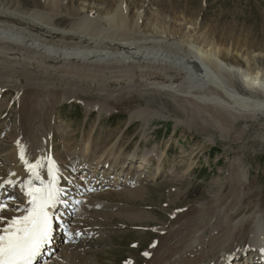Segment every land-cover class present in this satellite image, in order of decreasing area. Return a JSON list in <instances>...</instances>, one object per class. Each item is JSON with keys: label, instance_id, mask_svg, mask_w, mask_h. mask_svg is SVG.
Here are the masks:
<instances>
[{"label": "rangeland", "instance_id": "374dc122", "mask_svg": "<svg viewBox=\"0 0 264 264\" xmlns=\"http://www.w3.org/2000/svg\"><path fill=\"white\" fill-rule=\"evenodd\" d=\"M22 1L32 10L36 6L35 3L40 6L44 2ZM129 1L131 3L134 1V6L130 10L131 18H134V15L135 18L138 17L140 12L143 13L145 19L143 31L146 27L151 29L154 25L150 22L151 16L165 9L166 12L162 11V15L171 30L178 31L183 28L182 34H185L192 30L190 28L193 23L196 37L209 33V39H216L218 47L224 46V52L230 48L234 50L235 53L226 58V61L229 60V63L246 69L247 61L244 57L247 56L244 54L257 55L260 56L261 72H264V0H164L158 4L155 2L157 0ZM76 5L80 6L81 1ZM69 6H73L72 1ZM92 6L96 7V4ZM113 7L105 4L102 6L105 11L113 10ZM174 14H177L179 19L176 20V27L171 24ZM190 19L192 21H189ZM184 20L190 22L189 25L185 24ZM135 21L132 23L135 24ZM73 24L74 20L67 16L64 9L57 18L58 28L69 30ZM180 24H183V27H180ZM99 84L102 86L101 82ZM147 84L148 82L138 89L133 88L132 91L124 90L122 93L118 91L111 95L112 97H107L105 91H94L93 95L100 94L103 101L109 104L111 108L109 111L90 107L89 101H96L98 98L92 96L96 99L90 100L91 95L84 91L83 87L78 91L68 90L65 95L69 98L63 99L61 95L56 98L63 100L54 110V116L50 118L52 121L50 119L48 121L52 127L48 136L49 143L51 142L50 152L56 163L59 162L61 169L75 168L74 165H69L70 156L79 155L88 139L90 144H87L92 143L94 151L98 149L105 154L104 152L110 151L111 148L114 149L117 153L115 158L120 155L121 163L113 167L115 171L110 167L105 169V173L103 169L98 171L95 174L96 181L93 180L94 174L91 173L94 169L89 170L88 166L82 164L77 171L78 175L71 174L70 177L65 175L67 179L71 178L72 185L76 183L83 189L81 195L87 194L86 198L84 197L86 199L84 204L82 198L80 199L83 206L77 211L76 216L70 218L69 226L74 231L80 232V229L91 231L90 235L86 232L81 237H74L71 233L68 237L65 235L53 259L50 260L53 261L56 256L66 260L64 252H68L69 255H73L71 264H147L150 260L148 257L157 248L165 232L172 227L181 230L182 225L186 224L194 212L208 209L215 204L219 192L228 195L234 192L235 209L231 213H235L239 191L231 186V171L234 170V164L237 165L238 172L248 175V179L244 180L247 184L243 185L247 186L252 181L254 185H249L247 189L251 190V193L256 191L264 197V192L259 191L264 189L262 113L256 118L237 121L235 123L237 127L223 134L216 131V126L211 123L207 125V129L199 124L193 126L169 92L154 93L152 92L154 86L146 87ZM128 85L134 86V83L130 81L126 86ZM93 86L94 84L91 88ZM238 89L243 93L240 86ZM47 101L45 102L48 104ZM39 104L41 105L40 102ZM25 105L22 94L19 95L14 89V84L7 90L2 91L0 88V177L2 175L4 177L2 179L7 175L2 171L12 166L8 158L13 145H16L15 141L23 139V134L24 138L34 137L36 141L47 136V132L42 133L41 127H38L42 122L29 128L30 132L34 131L35 134L23 130V124L26 129L29 125L25 123L27 122L23 117L25 113H22V107ZM145 108L155 112L147 118L148 115L142 117L139 112ZM26 110L28 111L27 107ZM33 112L28 111V117H31ZM246 120L248 122H245ZM146 151L153 154L145 165L140 167L139 158L130 165L132 155L143 154ZM154 152L162 153L163 158L158 161ZM84 172L86 173L82 174ZM118 177L119 180L115 182ZM84 178L90 182L92 187L90 190L84 188L87 187V182H83L81 186ZM68 181L66 180V185L69 184ZM240 186L239 184L238 187ZM14 192L16 193V190ZM67 192L75 196L78 194L74 190ZM75 196L66 198L74 199ZM20 206L23 208L25 203ZM216 206H220L219 203ZM7 209L5 211H9V215L6 217L11 215L9 217L11 218L12 214L17 213V208L13 205H7ZM173 220H176L174 225L171 224ZM263 221L264 217L261 223ZM263 237L264 231L258 232L255 229L253 234L246 236L232 248L234 250L232 255L220 258L214 264H230L237 259L241 260V264H260L262 259L255 253L264 248Z\"/></svg>", "mask_w": 264, "mask_h": 264}, {"label": "bare ground", "instance_id": "6f19581e", "mask_svg": "<svg viewBox=\"0 0 264 264\" xmlns=\"http://www.w3.org/2000/svg\"><path fill=\"white\" fill-rule=\"evenodd\" d=\"M43 1L40 6L35 3L36 6L32 10L27 8L22 0H0V88L2 91L7 90L14 84V89L19 95L22 94V99L26 103L22 107V113H25L23 115L27 121L25 123L29 124L27 129L25 124H21L23 130L28 131L35 124L40 125L42 122L38 127H41L42 133L47 132L44 139H39L40 142L31 135L33 138L23 137L15 146L13 145L8 158V162L13 166L9 178L16 181L17 193L29 179H32V182L36 180L27 168L24 169L25 164L20 159L21 147L24 149L25 159L30 163L41 161L42 167L37 171L42 180L51 179L48 175L49 158L55 162L54 172L59 174L58 187L59 180L64 178L69 180L65 175L70 177V173L79 171L81 164L88 166L89 170L94 169L91 173L96 179L95 174L98 171L103 169L105 173L107 167L112 169L120 162L121 156L118 154L119 158H115L117 153L114 149L103 151L105 154L98 149L94 151L92 143L87 144L90 140L88 139L85 145L83 144L80 156H70L69 165H74V169L69 168V165H66L68 167L66 170L61 169L59 162L56 163L50 152L52 150L48 135L52 127L48 121L54 116V110L62 100L69 98L65 94L70 89L78 91L83 87L84 91L91 95L90 100L98 98L96 101H89L90 107L109 111L111 110L109 104L103 101L100 94L93 95L94 91H105L107 97H112L111 95L118 91L120 93L124 90L132 91L133 88L138 89L148 82L146 87L154 86L152 90L154 93L169 92L193 126L199 124L207 129L211 123L216 126V131L223 134L237 127L235 123L241 119L256 118L259 113L264 115V72H261L259 67L260 56L244 54L248 57L242 55L247 61L246 69L237 67L229 63V60L226 61V58L235 53L234 50L230 48L224 52V46L218 47L216 39H209V33L196 37V29H193L195 24L192 23L190 28L192 30L185 34H182L183 28L178 31L171 30L162 15L166 12L165 9H159L160 11L152 15L150 22L154 25L151 29L146 27L143 31L142 25L145 20L143 13L140 12L136 18L135 15L134 18L130 16L134 1L132 3L129 0ZM71 1L72 7L69 6ZM78 1H81L80 6L76 5ZM163 1L155 2L158 4ZM65 3L67 5H64ZM92 4H96V7ZM104 4L114 6L113 10L105 11L102 8ZM64 9L67 16L74 20L69 30L59 29L57 25V18ZM176 15L174 14L172 18L173 27H176V20H179ZM134 21L135 24L132 23ZM187 23L189 25L190 22L185 21V24ZM179 26L183 27V24ZM130 81L134 86H126ZM99 82L102 86H99ZM239 86L243 93L238 89ZM60 95L63 99L57 100ZM92 96L96 98L93 99ZM43 98L48 100V104ZM26 107L28 111H34L30 118ZM152 112L155 111L145 108L139 115L142 117L148 115L147 118ZM30 130L28 133L32 134L34 131ZM151 154L153 152L146 151L143 154L132 155L130 157L132 160L129 158L130 165L138 158L140 167L145 165ZM154 156L158 161L163 158L160 152ZM233 168L231 186L239 191L235 213H231L235 209L234 192L230 195L219 192L215 204L208 209L194 212L186 224H181L183 229L172 227L167 232L163 231L166 234L161 237L157 248L148 257L150 260L147 264H214L216 260L232 255L234 253L232 248L246 236L253 234L255 229L258 232L264 231V221L261 223L264 217V197L256 191L251 193L247 187L254 183L251 181L249 185H243L247 184L244 180L248 179V175L238 172L235 164ZM119 178H116L115 182ZM3 180L6 179L1 177L0 183ZM83 182L88 184L84 188L89 190L92 188L85 178L81 186ZM68 187L77 189L78 185L73 183ZM259 191L264 192V189ZM217 203L220 206H216ZM27 205L25 204L22 209L30 207ZM58 207L70 208L63 202L58 203ZM8 213L9 211L0 212V216L6 217ZM20 215L24 213L15 212L12 217ZM9 217L5 218V223L12 218ZM175 223L176 220L171 222L173 225ZM3 226L4 224H0V227ZM77 231L72 232V236L81 237L86 232L90 235L91 229ZM59 238L60 233L55 230L57 242ZM64 255L67 257L66 260L56 256L53 261L50 260L53 259L51 257L45 264H71L73 255H69L68 252H64ZM234 263L241 264V260H233L230 264Z\"/></svg>", "mask_w": 264, "mask_h": 264}, {"label": "snow or ice", "instance_id": "6c2138e0", "mask_svg": "<svg viewBox=\"0 0 264 264\" xmlns=\"http://www.w3.org/2000/svg\"><path fill=\"white\" fill-rule=\"evenodd\" d=\"M20 159L31 176L40 180V187L34 186L32 179L21 186V191L28 197L27 204L30 205L24 209H17L24 215L14 216L6 223L5 218L0 216V224H4L0 227V264H33L52 238L54 219L52 209L57 203L62 202L60 200L62 190L57 186L58 175L54 172L55 162L49 158L48 175L51 179L45 183L37 171L42 167L41 161L30 163L25 159L23 147H21ZM5 185L15 187L16 181L11 178L3 180L0 189ZM6 209L7 201H0V212Z\"/></svg>", "mask_w": 264, "mask_h": 264}]
</instances>
